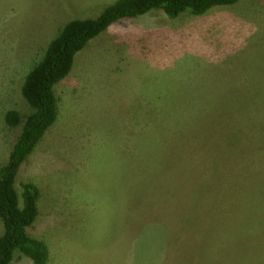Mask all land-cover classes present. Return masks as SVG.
<instances>
[{
	"label": "rangeland",
	"instance_id": "1",
	"mask_svg": "<svg viewBox=\"0 0 264 264\" xmlns=\"http://www.w3.org/2000/svg\"><path fill=\"white\" fill-rule=\"evenodd\" d=\"M116 1L0 0V164L29 112L25 75L68 21ZM53 90L57 119L14 182L39 190L26 231L45 264H264L235 229L261 203L245 183L264 171V0L119 19Z\"/></svg>",
	"mask_w": 264,
	"mask_h": 264
},
{
	"label": "trees",
	"instance_id": "2",
	"mask_svg": "<svg viewBox=\"0 0 264 264\" xmlns=\"http://www.w3.org/2000/svg\"><path fill=\"white\" fill-rule=\"evenodd\" d=\"M236 1L238 0H117L94 19L70 20L62 27L48 43L39 63L24 77L21 94L29 105V112L23 119L21 132L11 147L7 162L0 164V218L4 226V232L0 236V264H10L16 252L27 256L34 264H45L48 260L49 248L46 242L28 235L26 231L38 214L39 190L34 184L26 182L19 194L14 182L20 164L57 119L58 102L53 86L70 72L75 54L89 40L119 19L136 17L153 9H160L171 18L183 11L198 15L213 5H230ZM4 119L8 125L13 126L20 122L21 116L17 110L10 109L5 113ZM259 173L262 176L260 185H256L254 181L245 183H250L252 192L257 191L256 196L261 200L256 206V216L247 214L249 220L242 225L240 221L237 222L235 229L239 234L243 231L251 238L256 237L257 242L263 245L264 171ZM238 188L239 186L235 188L236 191H240ZM255 223L259 225V231L256 230Z\"/></svg>",
	"mask_w": 264,
	"mask_h": 264
}]
</instances>
